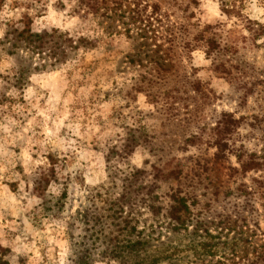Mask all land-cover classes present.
Segmentation results:
<instances>
[{"label":"rangeland","instance_id":"obj_1","mask_svg":"<svg viewBox=\"0 0 264 264\" xmlns=\"http://www.w3.org/2000/svg\"><path fill=\"white\" fill-rule=\"evenodd\" d=\"M181 1L190 32L235 26L232 64L253 70L225 76L200 50L156 68L123 29L125 2L0 0V264H264V216L254 227L247 207V228L216 226L244 201L261 210L264 0L235 1L251 32L220 0ZM28 33L49 43L36 49ZM221 111L261 122L217 153ZM236 153L261 167L242 173ZM175 192L192 212L186 230L163 221ZM203 216L216 238L196 230Z\"/></svg>","mask_w":264,"mask_h":264},{"label":"trees","instance_id":"obj_2","mask_svg":"<svg viewBox=\"0 0 264 264\" xmlns=\"http://www.w3.org/2000/svg\"><path fill=\"white\" fill-rule=\"evenodd\" d=\"M86 1L90 3L92 0ZM111 1L119 6H121V2L126 3V10L123 11L124 19H130L132 20V23H126V27L123 29H125V33H132L131 37L133 42L137 45L138 57L141 55L143 57H150L156 68L159 67L165 69V66L170 65L166 61L167 56L174 57L179 54V56L183 57L184 55H190L196 50H200L205 55L206 59L210 60L214 70L225 76L232 75V69H237L243 75H245L248 69L253 70L252 65L243 67L241 66L242 62H238V60V65L233 66L232 64L233 60L239 57L237 42L240 38V32L235 26L230 28H226L224 25H216L215 27L207 26L201 30L190 32L192 24H186L183 21V17H178V14L176 13L177 11H186L187 5H184L185 3L181 0H166L164 2L162 0H155L154 2H151V0ZM235 1L237 0H232V2H223L220 0L221 12L227 17L236 18V20L242 24V29L245 27L246 31L251 32L252 26L256 25V23L242 16L240 9L235 6ZM123 7H125V4H123ZM126 14L130 17L128 18ZM184 18L186 19L187 16H184ZM24 33V31H21L17 35L23 37ZM255 33L256 31L252 34L253 37L259 36L263 32H259L256 36ZM45 37L47 36H39L28 33L27 37L24 38V42L27 43L29 39L31 41V38H35V40L39 43L35 48L40 49L43 48L46 43H49L41 41ZM256 48H258V46H256ZM174 65L171 64V67ZM142 80H145L144 76L142 77ZM146 87H151V85L148 84ZM152 99H157V95H152ZM260 122L261 119L255 115H242L236 117L235 114L231 112L221 111L215 128L211 129L216 131L220 137L218 141H215L217 153L221 152V149H226L228 147L226 143V138L228 136L234 135L240 128L243 127H248L250 130H254ZM262 133V138L260 140L263 145L262 155H264V129L262 130ZM139 139V136H130V138L125 140L126 144L124 145V148L132 150V148L138 145ZM192 139L199 140V137L194 136ZM235 158L242 173L252 170L256 171L258 167H261V163L258 161L261 156H256V154L247 155L246 160H243L242 155L236 153ZM140 174L141 172L138 170L133 171L125 179V182H130L131 178H137V175ZM262 185H264V183L260 184V187ZM244 188H246V186ZM260 189H262L260 193V200L262 201L260 204L261 210L257 209L254 205L252 206L249 201H244L241 209L240 207H238L239 209H234L235 211L233 212L235 214L233 216H223L220 214L218 216V222L216 223L217 228L226 229V227H230L231 225L237 229L247 228L246 225L248 224L246 218L242 216L247 207L249 209L251 208L254 213V218L251 220L253 221V224L251 225L258 228L257 220L254 219H257L259 216H264V188ZM260 189L255 186L254 192H257ZM248 195H250V193ZM150 198L151 196L148 194V199ZM166 213V217L163 218V221L167 223L166 226H170L175 231H179L181 229L186 230L189 226H191V223H193L191 215L192 212L189 204L184 197L179 195V192H175L170 195V204L166 209ZM230 217L234 218L232 222L233 224H230L229 222ZM194 223L200 227H204L203 229H196L197 231H202L206 237L211 239L216 238L213 232L206 227V224H208L206 222V217L203 216L202 219L195 220ZM239 241L244 243L246 247L250 245L246 243V240ZM245 246H243V248ZM236 250H233L232 252ZM114 251L116 250L112 249V255H116L114 254ZM132 252L133 250L130 249L129 252L124 253ZM245 257L246 259L248 258L246 255ZM240 259L243 258L240 256ZM260 259L263 258L261 256H255L251 264H257Z\"/></svg>","mask_w":264,"mask_h":264}]
</instances>
